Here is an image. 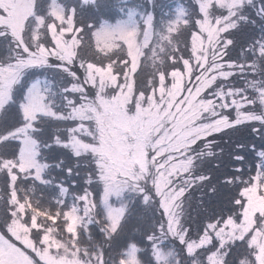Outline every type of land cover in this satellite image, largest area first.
I'll list each match as a JSON object with an SVG mask.
<instances>
[{"label": "snow or ice", "instance_id": "1", "mask_svg": "<svg viewBox=\"0 0 264 264\" xmlns=\"http://www.w3.org/2000/svg\"><path fill=\"white\" fill-rule=\"evenodd\" d=\"M104 6L0 0V117L13 114L0 120V264H264V0L86 15ZM244 29L259 35L233 58ZM49 121L70 126L49 137ZM238 128L259 138L236 146L246 169H205L225 152L215 137ZM53 146L76 163H48ZM203 187L227 201L193 228L185 202Z\"/></svg>", "mask_w": 264, "mask_h": 264}, {"label": "trees", "instance_id": "2", "mask_svg": "<svg viewBox=\"0 0 264 264\" xmlns=\"http://www.w3.org/2000/svg\"><path fill=\"white\" fill-rule=\"evenodd\" d=\"M178 0H168L166 3L164 0H158V3L162 6V11L169 5V2H174ZM186 3L191 4L192 0H185ZM165 3V4H164ZM103 4L105 5L99 13H96L93 10L91 13H87V16L97 15L101 19L114 20L118 15L117 11V0H103ZM159 15H161V10ZM86 22H92L91 20H87ZM259 35L258 29H244L240 32L235 33V39L237 41V47L233 50L232 56L235 58L240 51V47L242 45L246 46V42L252 39L254 36ZM183 38V36H181ZM7 53L5 47L0 45V58L4 57ZM151 62H147L146 64L141 65V69L139 72V76L137 77L138 83L146 84L147 80L152 72ZM51 76V74H49ZM238 80V79H237ZM237 87H241V83H237ZM55 91V89H53ZM13 114L9 111L4 114L3 117H0V120L9 121L12 119ZM68 124L58 123L56 121H49L45 132L46 136H51L52 132L56 128L68 127ZM216 140L220 141V146L225 149L224 155L222 157H218L216 160L208 161L205 163V169L211 167L212 164H215L217 161L221 163V170L231 171L233 167H244L246 169L247 165L237 164L232 160L233 155H249L244 152H236V146L238 144H251L256 143L259 144V138L249 134L248 129L238 128L235 130H226L223 134L217 135L215 137ZM49 159L48 163H54L55 161L63 158L66 162V166H72L76 163L75 159L71 156V154L61 148H57L53 146L50 152L45 153ZM51 176L63 178L64 173L59 169H53L51 172ZM73 181L79 182V178L75 175L66 180V186H72ZM75 190V189H73ZM227 192L221 191L218 192L215 196H212L208 193L207 188H197L191 191L190 196L185 202V209L187 212L186 219L192 224L193 228L195 225L200 222L201 218L205 215V208H217L222 207L227 201ZM51 196L50 190H37L35 193V197L37 199L43 198L45 206H47V201ZM201 198L203 200V204H201ZM55 209L53 208V211ZM143 213V210L140 208H136L133 210L134 217L140 216ZM159 214L157 213V217ZM135 223V220L133 221ZM86 239V238H85ZM95 239H99V236H95ZM143 247V245H141ZM115 251V250H113ZM139 255V254H138ZM140 259H145L143 255H140Z\"/></svg>", "mask_w": 264, "mask_h": 264}, {"label": "rangeland", "instance_id": "3", "mask_svg": "<svg viewBox=\"0 0 264 264\" xmlns=\"http://www.w3.org/2000/svg\"><path fill=\"white\" fill-rule=\"evenodd\" d=\"M166 1H168V0H164V2H166ZM120 2H122V0H117V4L120 3ZM138 2H139V0H129V3H130V4H134V3H138ZM176 3H177V2H172V3H170L169 5H167L166 8L163 10V12H167V11H169V8H170V7H173V8H174ZM159 13H160V11L157 10L156 18H157L158 21H159L160 18H161V15H159ZM120 18H122V17L118 16L116 19H120ZM116 19H114V20H109V22H110V23H114ZM6 55H7V53L5 54V56H6ZM41 78L43 79V76H42ZM237 79H239V78H237Z\"/></svg>", "mask_w": 264, "mask_h": 264}]
</instances>
